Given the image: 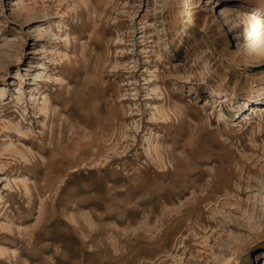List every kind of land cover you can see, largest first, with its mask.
Returning <instances> with one entry per match:
<instances>
[{
    "label": "rangeland",
    "instance_id": "rangeland-1",
    "mask_svg": "<svg viewBox=\"0 0 264 264\" xmlns=\"http://www.w3.org/2000/svg\"><path fill=\"white\" fill-rule=\"evenodd\" d=\"M263 107L264 0H0V264H264Z\"/></svg>",
    "mask_w": 264,
    "mask_h": 264
},
{
    "label": "bare ground",
    "instance_id": "bare-ground-1",
    "mask_svg": "<svg viewBox=\"0 0 264 264\" xmlns=\"http://www.w3.org/2000/svg\"><path fill=\"white\" fill-rule=\"evenodd\" d=\"M47 103V101H46V98H45V100H44V106H45V104ZM48 106V105H47ZM45 108V107H44ZM264 108V107H263ZM262 109V108H261ZM41 110H43V106H42V108H41ZM254 110V109H253ZM263 111H264V109H263ZM221 114H222V112H221ZM223 116V115H222Z\"/></svg>",
    "mask_w": 264,
    "mask_h": 264
}]
</instances>
